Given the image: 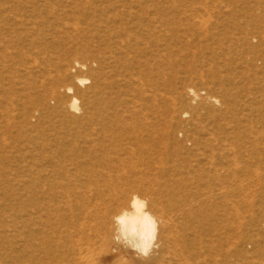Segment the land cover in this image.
Returning <instances> with one entry per match:
<instances>
[{
  "label": "rangeland",
  "instance_id": "rangeland-1",
  "mask_svg": "<svg viewBox=\"0 0 264 264\" xmlns=\"http://www.w3.org/2000/svg\"><path fill=\"white\" fill-rule=\"evenodd\" d=\"M35 1L41 6L26 10ZM0 12V264H24L25 131L54 120V111L77 90L78 108H84L80 93L89 90L92 80L75 63L93 69L102 63L112 45L101 27L114 17L119 18L115 27L146 39L155 51L141 59L146 66L124 99L137 117L155 124L154 139L147 144L154 161L162 163L147 175H161L159 182L179 194L187 226L183 237L201 235L207 262L213 255L216 264H264V0H0ZM31 18L33 26L28 25ZM148 26L153 38L143 31ZM58 73L66 76L64 82H57ZM77 77L87 81L79 85ZM190 88L218 103L192 102ZM164 130L171 135L165 142ZM136 178L147 185L143 177ZM175 203L166 204L175 210Z\"/></svg>",
  "mask_w": 264,
  "mask_h": 264
},
{
  "label": "bare ground",
  "instance_id": "bare-ground-1",
  "mask_svg": "<svg viewBox=\"0 0 264 264\" xmlns=\"http://www.w3.org/2000/svg\"><path fill=\"white\" fill-rule=\"evenodd\" d=\"M36 6L40 7L41 5L39 6L35 1V3L29 4V9L26 10L30 11L32 8L31 11L35 12ZM160 13L162 15V12ZM30 17L33 16H26L27 19ZM135 17L133 20L138 21V16ZM115 18L119 20L118 17L109 18L110 22H105L106 24H103L105 26L101 27L103 33L108 36L109 44L112 45L110 52L101 58L102 63L96 69L87 68L82 63H75V67L79 70H88L92 80L89 90L80 93V98L85 102L84 108L82 110L78 108L77 96L79 94L77 90L69 102L62 107L63 110L58 108L54 111V120L32 125L25 131L22 144L25 173L23 263L208 264L211 262V264H216V257L209 255L207 262L205 254H202L201 246L204 244H202L203 241L201 242L202 238H199L201 235L195 234L197 232L192 233L195 234L192 240H187L190 238L186 236L183 237L187 226L186 220L183 219V212L178 206L179 194L177 195L166 181L159 182L161 175L154 176L152 174L154 176L152 179L147 175L148 170L151 171V167H156L160 163V160L158 163L154 161L152 147L147 144V139L151 141L154 139L155 124L153 125L154 122L152 120L150 122L149 118L137 117L138 114L133 110V107H128L129 103L124 99V95L134 86L136 79L139 81L142 71L139 69L146 66L142 61L143 58L155 51L151 50L146 39L139 41L138 36H131V33L126 29L115 27ZM149 18L148 15L146 19L149 20ZM30 20L31 23L28 25L33 26L32 18ZM153 23L156 24L154 21ZM109 24L113 25L109 27ZM148 24H150V20ZM135 25H133L134 28ZM144 26L146 27V25ZM153 27L152 25L151 28ZM151 28L148 26L143 31L148 37L152 36L151 38H153L155 31ZM133 29L131 28V30ZM111 64L115 66L111 67ZM58 74L60 75V73ZM65 80L66 76L60 75L57 82L60 83ZM86 81L85 78H76V83L79 85ZM66 92L73 93V88L66 87ZM50 93L56 96V90L53 89ZM187 97L192 102L200 100L203 104L208 103L209 105L218 103V100L210 96L201 99L198 92L192 88L187 91ZM223 97L226 103L230 102V95L227 91H224ZM73 112H77L79 116H74ZM198 113L201 112L196 113L197 118L200 115ZM226 113L228 114V110ZM157 114L158 112L154 111L151 115L156 117ZM182 115L183 117L187 116L184 112ZM194 126H200L197 119ZM156 127L158 128V126ZM211 135L213 137V134ZM170 138L171 135L165 134L164 130L161 140H169ZM214 141L215 139L208 140L206 144L211 145ZM137 176L143 177L142 181L147 184L145 187L139 179H135ZM152 184H154L153 187L156 186L157 188L152 189ZM171 185L175 184L171 183ZM161 189H164V195ZM133 194L147 198L149 211L161 221L158 236L160 248L146 260L137 259L131 250L122 245H116L112 239V217L119 214L123 208L128 207ZM171 200L176 201L175 210H172L171 205L166 204ZM189 227L192 229V226ZM211 236L213 237V235H209V237ZM218 242L215 241L216 245Z\"/></svg>",
  "mask_w": 264,
  "mask_h": 264
},
{
  "label": "clouds",
  "instance_id": "clouds-1",
  "mask_svg": "<svg viewBox=\"0 0 264 264\" xmlns=\"http://www.w3.org/2000/svg\"><path fill=\"white\" fill-rule=\"evenodd\" d=\"M112 220L113 242L131 250L137 259L146 260L159 250L161 221L149 211L147 198L133 194L128 207L113 216Z\"/></svg>",
  "mask_w": 264,
  "mask_h": 264
}]
</instances>
